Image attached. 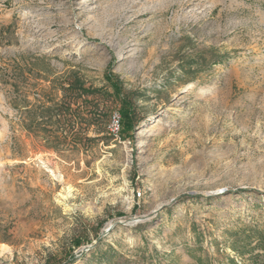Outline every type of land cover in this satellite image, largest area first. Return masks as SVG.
<instances>
[{"label": "rangeland", "instance_id": "1", "mask_svg": "<svg viewBox=\"0 0 264 264\" xmlns=\"http://www.w3.org/2000/svg\"><path fill=\"white\" fill-rule=\"evenodd\" d=\"M262 256L264 0H0V264Z\"/></svg>", "mask_w": 264, "mask_h": 264}, {"label": "trees", "instance_id": "2", "mask_svg": "<svg viewBox=\"0 0 264 264\" xmlns=\"http://www.w3.org/2000/svg\"><path fill=\"white\" fill-rule=\"evenodd\" d=\"M66 110L67 109H65V111ZM43 112L51 113V115H52L51 117H54V119H55L54 120L55 124L57 126H59V128H61V129L64 127H66V128L71 127L73 119L74 118L76 119V117H77V115H71V116L69 115V117H65L66 113H63V114L59 113V111L56 110V107L54 109L44 108ZM43 112H41V115H42L41 117H43V114H42ZM51 117L49 116L48 118H46L43 121L48 122V121L52 120ZM77 118H79V117H77ZM121 126H122V122H121ZM73 139H75V138H73ZM73 143H75V145H77L76 141H73ZM259 257H260L259 255H256L255 259L257 260V259H259ZM261 258H262L263 262L261 261L262 263H256V264H264V256H262ZM258 262H260V261H258Z\"/></svg>", "mask_w": 264, "mask_h": 264}, {"label": "built area", "instance_id": "3", "mask_svg": "<svg viewBox=\"0 0 264 264\" xmlns=\"http://www.w3.org/2000/svg\"><path fill=\"white\" fill-rule=\"evenodd\" d=\"M120 129V118L115 115L112 117L111 122L108 126V130L111 134L117 135Z\"/></svg>", "mask_w": 264, "mask_h": 264}]
</instances>
